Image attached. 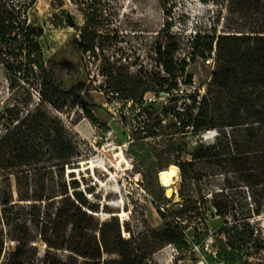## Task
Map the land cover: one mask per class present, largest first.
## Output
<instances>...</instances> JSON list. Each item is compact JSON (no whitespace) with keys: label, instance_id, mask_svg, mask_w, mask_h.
<instances>
[{"label":"rangeland","instance_id":"rangeland-1","mask_svg":"<svg viewBox=\"0 0 264 264\" xmlns=\"http://www.w3.org/2000/svg\"><path fill=\"white\" fill-rule=\"evenodd\" d=\"M24 4L25 0H7V8L18 16L14 40L25 44L30 40L45 71L40 74L37 69L38 73L24 77L17 68L19 62H24V54L17 60L6 56L7 52L1 54L0 111L16 102L22 106L27 99L28 106L23 109L40 106L61 122L79 150V155L60 172L61 183L69 194L75 188L84 191L87 185L93 186L92 192L84 194L98 202L92 214L99 222L116 216L123 237L145 228L161 227L162 214L170 217L172 205L181 199L179 186L183 180L178 168L172 186L165 188L160 177L166 168L159 170L160 164L175 158L172 145L175 147L177 142L185 144L179 158L190 159L193 145L212 141L217 131L179 132L178 118L172 112L175 104L183 103L189 90L203 92L212 58L204 61L196 57L189 61L186 73L192 75V84L185 83L181 76L175 89L169 86L175 80H167L168 75L161 70L155 48L167 38L178 44L174 58L188 60L189 40L196 30L205 33L214 26L217 34L247 30L264 19V4L258 8L244 5L229 10L228 0H36L25 14ZM67 13L73 18L72 25ZM23 22L26 38L20 31ZM122 75L144 80V85L133 95L138 100L127 105L126 100L131 98L127 97V87L118 88L125 111L116 110L105 94L106 88L117 87L116 80ZM42 78L48 83L46 87L40 84ZM160 79L167 80L162 87L155 84ZM54 87L68 94L54 91ZM40 90L47 100L42 99ZM148 96L152 99H146ZM174 96L180 97L177 102L171 100ZM86 110L93 119L86 116ZM124 112L127 113L123 117ZM11 170L0 167L3 251L11 250L16 244L6 236V231L18 234L14 232L21 227L32 237L24 247L26 260L57 264L55 259L64 254L48 249L40 235L41 220L48 207L46 200L20 199L14 174L8 173ZM193 170L196 180L183 182V189L195 199L200 210L186 219L185 232L194 234L196 229L199 234L195 233L192 239L187 235L189 247L182 251L166 243L146 260L147 264H211L208 255L214 252V246L209 238H213L214 229L222 224V217L215 214L209 203L210 192L225 187L237 202V209L249 201L246 186L224 161L199 160ZM73 181L79 186L73 187ZM38 183L35 178L28 180V194L34 192ZM165 189L173 194L171 198L164 196ZM2 192L11 198L6 205L1 202ZM92 193H99L100 199ZM253 220L264 235V213ZM249 264H264V252L254 255Z\"/></svg>","mask_w":264,"mask_h":264},{"label":"trees","instance_id":"trees-1","mask_svg":"<svg viewBox=\"0 0 264 264\" xmlns=\"http://www.w3.org/2000/svg\"><path fill=\"white\" fill-rule=\"evenodd\" d=\"M35 1L25 0L22 13L25 14ZM228 2L229 10L244 5L258 8L264 4V0ZM6 4L7 0H0V56L7 52L6 56L17 60L24 54V62L17 66L19 73L27 78L34 73L43 74L45 70L37 59V48L34 50L30 40H26L27 44L14 40L18 16ZM20 31L25 37L24 22ZM189 43L188 60L174 58L178 44L167 38L155 48L161 70L168 75L167 80H175L169 84L175 89L181 76L185 83L192 84V75L186 73L189 61L193 62L196 57L204 61L212 58L203 92L189 90L183 103L175 104L172 112L178 118L179 132L215 129L217 134L212 141L194 144L190 159L179 158L185 144L172 145L175 158L161 163L159 170L173 165L179 168L183 182L195 181L192 171L196 161L214 160L224 161L236 172L247 188L249 201L237 209V202L231 199L225 187L210 192L209 203L215 214L222 217V224L214 229V252L208 255V262L249 264L254 255L264 252V235L255 221H251L264 213V19L247 30L233 29L218 34L215 26L205 33L196 30ZM165 81L160 79L155 84L162 87ZM40 84L48 85L45 78ZM115 85L114 89L119 92L127 87V97L138 100L133 95L144 85V80L122 75ZM40 93L42 99L47 100L42 90ZM179 98L174 96L171 100L177 102ZM24 106H28L27 99L22 106L16 102L0 111V167L12 168L8 173L14 174L20 199L46 200L48 207L41 220L40 235L48 249L64 254L55 259L57 264H147L146 260L166 243L173 244L179 251L189 247L187 235L192 239L199 230L194 229L196 234L185 232L186 219L195 216L200 206L184 192L183 182L179 186L181 199L172 205L170 217L162 214L161 227L145 228L140 233L123 237L116 216L101 222L94 218L92 211L97 210L98 202L89 200L84 194L94 190L91 184L84 191L75 188L69 194L66 185L61 183L60 172L64 165H69L72 158L79 155L77 144L67 135L61 122L40 106L23 109ZM86 116L93 119L89 110ZM7 177L5 175L4 179ZM31 178L38 179L39 183L34 192L28 194L27 182ZM73 183V187L79 186L77 181ZM92 195L100 199L99 193ZM2 197L3 205L11 201L6 192H2ZM14 233L18 234L6 231V236L16 244L11 250L3 251L0 232V264H35L25 258L24 247L32 241L29 232L20 227Z\"/></svg>","mask_w":264,"mask_h":264},{"label":"built area","instance_id":"built-area-1","mask_svg":"<svg viewBox=\"0 0 264 264\" xmlns=\"http://www.w3.org/2000/svg\"><path fill=\"white\" fill-rule=\"evenodd\" d=\"M105 94H106V97L109 99V100H111V102H112V104L114 105V108H116V110H123L124 109V111H125V108H124V106H123V104L121 103V95H120V92L118 91V90H116V89H114V88H110V87H108V88H106L105 89ZM146 99H152V97H150V96H148ZM135 99H133V98H129V99H127L126 100V105H127V103L129 104V103H131L132 101H134ZM127 112H124L123 113V117H124V115L126 114ZM212 242H213V238L212 237H210L209 238V243L210 244H212Z\"/></svg>","mask_w":264,"mask_h":264},{"label":"bare ground","instance_id":"bare-ground-1","mask_svg":"<svg viewBox=\"0 0 264 264\" xmlns=\"http://www.w3.org/2000/svg\"><path fill=\"white\" fill-rule=\"evenodd\" d=\"M100 161L103 163V158H100ZM178 176V168L176 166H170L165 169L162 173L160 179L163 184V186L167 189H169L173 184V178H176ZM169 194V193H168Z\"/></svg>","mask_w":264,"mask_h":264},{"label":"water","instance_id":"water-1","mask_svg":"<svg viewBox=\"0 0 264 264\" xmlns=\"http://www.w3.org/2000/svg\"><path fill=\"white\" fill-rule=\"evenodd\" d=\"M67 19H68V22H69V24L70 25H72L74 22H73V18H72V16L70 15V13H67ZM161 184H162V182H161ZM163 185V184H162ZM164 196L166 197V198H171L172 196H173V194L171 193V194H168V191L165 189V192H164Z\"/></svg>","mask_w":264,"mask_h":264}]
</instances>
